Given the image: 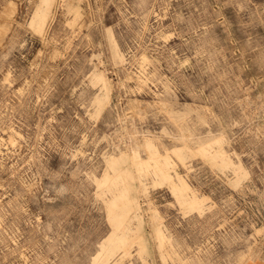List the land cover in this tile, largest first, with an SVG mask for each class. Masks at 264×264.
Returning <instances> with one entry per match:
<instances>
[{
	"label": "rangeland",
	"instance_id": "374dc122",
	"mask_svg": "<svg viewBox=\"0 0 264 264\" xmlns=\"http://www.w3.org/2000/svg\"><path fill=\"white\" fill-rule=\"evenodd\" d=\"M264 260V0H0V264Z\"/></svg>",
	"mask_w": 264,
	"mask_h": 264
},
{
	"label": "crops",
	"instance_id": "0c3cea01",
	"mask_svg": "<svg viewBox=\"0 0 264 264\" xmlns=\"http://www.w3.org/2000/svg\"><path fill=\"white\" fill-rule=\"evenodd\" d=\"M246 264H264V260H252Z\"/></svg>",
	"mask_w": 264,
	"mask_h": 264
}]
</instances>
